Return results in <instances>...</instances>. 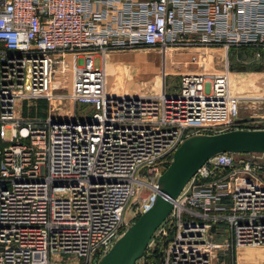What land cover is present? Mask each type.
Here are the masks:
<instances>
[{
  "label": "built area",
  "instance_id": "built-area-1",
  "mask_svg": "<svg viewBox=\"0 0 264 264\" xmlns=\"http://www.w3.org/2000/svg\"><path fill=\"white\" fill-rule=\"evenodd\" d=\"M230 47L260 50L261 93H234L226 58L215 68L211 52ZM144 48L193 49L170 60L182 65L175 93L109 91V53ZM55 96L92 112L16 115L18 101ZM253 101L264 102V0H0V264H96L151 206L180 143L259 128L233 126ZM235 154L196 170L135 264L156 245L157 264H235L237 248L264 246V153Z\"/></svg>",
  "mask_w": 264,
  "mask_h": 264
},
{
  "label": "rangeland",
  "instance_id": "rangeland-1",
  "mask_svg": "<svg viewBox=\"0 0 264 264\" xmlns=\"http://www.w3.org/2000/svg\"><path fill=\"white\" fill-rule=\"evenodd\" d=\"M244 48H240L241 50H238L236 47L232 48V50H229L224 55L220 49H215L211 52L212 56L210 60L215 63V68L220 70L224 66L223 64L220 65L222 56H227L232 69L241 67L234 70L238 72L242 70L253 71L260 66V59L258 58V53L255 51L258 49ZM190 52H193V49L180 48L171 54L163 53L155 48L112 51L109 53L105 65L107 89L111 92H135L142 95H153L159 93L164 88L168 93H175L179 84V74L182 65H174L170 60L184 61ZM94 62L97 66L101 65L99 57H95ZM243 75L236 76L234 78L235 81L232 79L233 86L239 90L257 89V86L260 85V80L257 79L258 74ZM66 92L59 94H66ZM263 105L264 102L257 101L243 103L239 110L238 119L234 121L233 126L264 128V116L247 119L240 118L243 108L244 111H247L248 115H261L264 112ZM91 112V105L75 103L69 96H62L60 98L55 96L49 99L33 98L18 101L16 105L17 116L25 120L35 121L44 119L48 114H52L54 117L62 116L63 118H68L70 115L75 114L76 118H83ZM5 136L6 138H10L11 136L8 128L5 130ZM4 144L7 143H1L0 146ZM243 155V153H236L235 157L238 159ZM148 191V189H145V192ZM226 237L227 233L222 232L216 234L215 239L222 241ZM257 247L260 248H254V250L244 248L245 251L257 256V263H259L260 261H264V247ZM217 262V264L226 263V261L223 262L222 255H218Z\"/></svg>",
  "mask_w": 264,
  "mask_h": 264
},
{
  "label": "water",
  "instance_id": "water-1",
  "mask_svg": "<svg viewBox=\"0 0 264 264\" xmlns=\"http://www.w3.org/2000/svg\"><path fill=\"white\" fill-rule=\"evenodd\" d=\"M224 152L264 153V128H233L186 137L158 176L151 206L141 212L96 264H135L156 229L165 221L189 178L210 157Z\"/></svg>",
  "mask_w": 264,
  "mask_h": 264
},
{
  "label": "crops",
  "instance_id": "crops-1",
  "mask_svg": "<svg viewBox=\"0 0 264 264\" xmlns=\"http://www.w3.org/2000/svg\"><path fill=\"white\" fill-rule=\"evenodd\" d=\"M232 48H235V47H230L226 52H228L229 50H232ZM238 50H241V49H245L244 47H240L237 48ZM248 49V48H247ZM223 52V55L225 54V52L223 50H221ZM257 53H258V58L260 59L259 63H260V66H258V68H255L253 71H247V70H242L240 72L234 70L236 68H241V67H236V68H233L230 66L229 64V60L227 58V56H222V60H221V63L220 65H224L225 63V58L227 59V64H228V70L230 72V80H231V90L234 92V93H237V94H255V93H261L262 90H263V86H262V58H261V53H260V50H255ZM193 52H190L189 56L192 54ZM189 56H186V58H188ZM177 59V58H175ZM171 60H174V59H171ZM224 68H221L220 70H223ZM243 69V68H242ZM182 70V67L180 68V71ZM254 73H257L258 76H257V79L260 80V85L257 86V89H244V90H239L237 89L236 87L233 86V82H232V79L233 81H235V77L236 76H244L243 74L245 75H248V74H254ZM258 82V81H257ZM261 107V106H260ZM259 107V108H260ZM263 109H264V105H263ZM257 116H264V112L261 113V115H248L247 114V111H244V108L242 109L241 111V116L240 118L241 119H247V118H251V117H257ZM264 247V246H262ZM247 249H252L254 250V248H260V247H245ZM245 248L244 247H241V248H237L232 256V258L234 259L235 261V264H264V261H260L259 263H257V259L258 257L257 256H254L251 252H247L245 251ZM221 255V254H220ZM223 257V262H229L231 260V257L230 255L228 256H225V255H222ZM228 258V259H227ZM227 259V260H226Z\"/></svg>",
  "mask_w": 264,
  "mask_h": 264
},
{
  "label": "trees",
  "instance_id": "trees-1",
  "mask_svg": "<svg viewBox=\"0 0 264 264\" xmlns=\"http://www.w3.org/2000/svg\"><path fill=\"white\" fill-rule=\"evenodd\" d=\"M173 231H169V236H172ZM161 249L156 245L154 250L151 251L150 257L148 259V264H157L158 258L160 257Z\"/></svg>",
  "mask_w": 264,
  "mask_h": 264
},
{
  "label": "bare ground",
  "instance_id": "bare-ground-1",
  "mask_svg": "<svg viewBox=\"0 0 264 264\" xmlns=\"http://www.w3.org/2000/svg\"><path fill=\"white\" fill-rule=\"evenodd\" d=\"M146 188H144V191H145Z\"/></svg>",
  "mask_w": 264,
  "mask_h": 264
}]
</instances>
